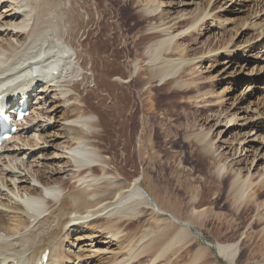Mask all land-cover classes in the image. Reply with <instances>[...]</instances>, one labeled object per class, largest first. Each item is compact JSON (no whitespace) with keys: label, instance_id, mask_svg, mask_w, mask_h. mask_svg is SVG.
Returning <instances> with one entry per match:
<instances>
[{"label":"bare ground","instance_id":"bare-ground-1","mask_svg":"<svg viewBox=\"0 0 264 264\" xmlns=\"http://www.w3.org/2000/svg\"><path fill=\"white\" fill-rule=\"evenodd\" d=\"M79 1H0V5L10 2L9 6L0 11V82L8 78L25 80L23 82L26 83L29 96L35 98L32 103H40L38 107L33 106L34 117L31 116L26 122L30 123L29 127L34 126L35 130L42 129V132H46L60 126L58 132L36 135V131L25 139L17 138L19 143L17 141L5 146L4 152H0V213L5 211L2 209L5 207L8 210L4 213L9 215L6 219L0 214V264H64L65 258L61 251L63 240L59 242L57 237L65 234L63 230L72 220L84 218L86 222L92 218V222H97L107 215L103 230L116 237L121 233V227L128 228V233L124 234L123 238H130V233L142 222L147 209L150 208L161 215L168 214V210L153 195V189L149 190L156 186L157 181L162 184L159 186L161 193H164L169 207L174 212L169 214L167 223L161 224L158 219L156 223H151L149 229L146 228L140 233L137 244L133 243L136 247L131 248L130 254L138 258L146 253L154 263L171 252L176 255L175 264H210L214 253L216 257L236 264L240 256L237 242H211L196 228L208 224L221 232L224 229L232 230L234 223L251 219L256 210L260 211L264 207V178L255 181L253 175H250L243 179L242 172L237 168H230L229 165L226 172L221 171V167L212 172L222 161L224 153L215 155L219 146L209 135L211 130L190 134L188 140L185 139L187 146L183 142L184 139L182 140L183 133H172L163 145L156 139L160 133H166L164 129H160L163 121L154 119V128L151 117H147L150 111L152 114V111L167 106V101L164 103L161 99L173 94L164 93L163 87L160 86L174 79L185 67L182 65L183 60L175 62V59L170 58L174 56L170 54L174 53L175 48L178 50L181 47L176 44L171 49L172 41L177 36H172L171 33L175 30L170 32V29L177 25L179 28L176 31L183 33L182 28L185 26L180 25L189 14L182 12L177 16L170 15L162 19L172 23L170 29H165L168 30V36L165 38L152 42L155 34H147L140 37L139 42L138 38L136 39L137 44L143 48L149 43L147 52L140 55L145 65L140 64L142 68L139 74L126 83L125 80L113 79L114 76L124 78L126 72L121 71L111 60L119 61L121 57H129L133 47L131 40L134 28L138 27L142 20L156 19V16L163 14L168 3L164 0H134L136 8L142 9L135 11L128 5L129 0H119L121 3L111 2V11L116 13V16L112 17H117V25L120 26L122 35L120 38L116 37L115 31L103 37L104 32L101 33L97 27L95 35L92 36L95 38V52L86 45L87 23L85 18H81L79 9H85L87 12L88 9ZM210 13L205 7L198 15L189 16L191 28L211 16ZM162 20L161 25H164ZM51 29L50 32L54 36L51 42L49 41L51 44L46 45L51 37L42 39L41 35ZM260 30V37L264 39L262 25ZM82 31L84 32L80 36ZM115 38L122 39L123 50L114 49L112 40ZM72 49L75 51L73 54ZM180 51L182 52L181 49ZM197 59L190 62L187 60L184 64L195 62ZM34 64H37L36 68H33ZM54 69H57L58 73H54ZM88 70H91L93 76L87 74ZM80 73L81 80L77 77ZM130 74L131 72H128V76ZM152 80L160 82L155 86L159 87L160 92L157 97L154 95L156 92L153 85L148 86ZM41 82L44 86H38ZM92 83L93 88L90 87ZM9 91L10 89H6L4 92ZM51 93L59 104L68 103L60 115L61 123L54 117L56 110L48 108V101L52 99L47 101V97ZM92 96L105 105V116H110L109 120L105 119L103 112L90 106L89 98ZM71 103H78L80 106L77 110H70L68 107ZM139 110L144 115L143 128L138 138V157L143 170L130 173L122 166L115 150L105 147V142L123 137V134L127 133L126 130H133L135 133V115ZM164 113L166 115L167 111ZM91 115L97 119H92ZM236 115L237 111L229 114L224 120L230 124L236 121ZM154 131L155 136L151 134ZM61 137L65 139L59 143L63 149L62 153L53 151V155L48 156L49 148L55 147V141ZM15 139L16 137L13 140ZM166 145H169L170 151L181 149V146L184 148L183 152L178 151L181 153L178 166L175 165L176 160L171 159V154L169 158V154H166V151L164 153ZM155 146L159 147V154L151 157L150 150L155 149ZM187 147L189 150H186ZM35 152L40 154L32 158V161L26 160ZM21 156H25V159L20 160L21 164L17 165L16 160ZM64 158H67L65 163ZM227 158L226 156L225 160ZM14 169H19V177L16 174L18 170L15 172ZM168 169L172 170V178L166 174ZM65 172L68 177L64 178L62 175ZM195 172L199 173L198 177H195ZM5 173L10 176L6 177ZM151 173L155 175V179L150 177ZM118 176L120 178L117 179ZM178 178L180 180L175 182ZM31 181L38 182L43 188L39 189ZM23 182L25 184H22ZM184 209L191 212L182 216ZM262 224L264 213L259 212L251 229L255 230ZM25 228L28 230L21 233ZM193 228L205 238L200 245L199 236ZM194 245L199 246L195 251ZM46 251H49V254L45 262L43 253Z\"/></svg>","mask_w":264,"mask_h":264},{"label":"rangeland","instance_id":"rangeland-1","mask_svg":"<svg viewBox=\"0 0 264 264\" xmlns=\"http://www.w3.org/2000/svg\"><path fill=\"white\" fill-rule=\"evenodd\" d=\"M113 1L114 3H121L119 0L79 1L83 7L85 6L88 9V12L85 9H79L81 18H85V23H87V27L85 28L87 30L88 39L85 40L86 45H89V47L95 52H97V49L94 46L95 38L92 36L95 35V32L98 29L101 31V33L104 32V35L102 34L103 37H107V35H110L115 31L116 37L122 35L121 30L119 29L120 26H118L119 22L117 21V17H112L113 15L116 16V13L114 14L110 8V3ZM164 1H166L168 4H166L167 6L164 7L163 14L161 13V15L156 16V19L142 20L141 24L138 27H135L132 31V35L135 37L133 36L131 40L133 47H131L130 56L121 57L119 61L111 60L121 71L124 70L123 72H126L124 74V78L114 76L113 79L119 81L125 80L127 83L130 78H134L139 74L142 68L140 67V64L145 65V63L141 61L140 55L144 52H147V46L149 43L146 48H143L140 44H137L140 37L147 34H155L152 42L153 40L158 41L161 38H165L168 36V30L165 29H170L172 23H167L168 20L165 21L162 19L170 15L177 16L182 14V12L189 14L188 18L183 21V23H181L182 25H180L185 26L182 28L184 30L180 29L184 31L183 33L176 31V29L179 28L177 25H173V29H170V32L175 30L173 33H171V35L177 36L172 41L173 43L171 44V49L174 48L176 44H178L177 46H181L180 49L182 50L181 52L179 48L178 50L175 48L174 53L170 54L174 56L170 58L175 59V62L183 60L184 62L182 65L185 66L179 73L175 75L176 77L174 79L168 80V82L160 86L163 87L164 93L169 95L171 92L173 96L169 95L168 98L161 99L164 103L167 101L168 107L164 105L162 107L163 109H156L152 111V114L151 111L147 114V117H151V122L153 123L154 128V124H156L154 119H158L159 122L163 121L160 125L162 128L160 127V129H164L166 133H160L156 139L165 145L167 142L165 140L170 137V134L172 136L175 133L181 132L180 134H184V138H182V140L184 139L183 142L185 146H187L186 140H188L187 137L190 134L211 130L209 135L214 139L217 146L220 147H218L217 153L215 155L217 156L221 152L224 153V156H222L221 159L222 161L218 163L219 165H216L215 168L212 169V172L215 171V169L218 170L220 167L222 169H220L221 171L226 172L229 165L230 168H237L240 172H242L241 176L243 179L247 176L253 175L255 181L261 180L264 178V39L260 37L259 33L261 31V25L262 28L264 27V0ZM9 4L10 2L1 4L0 11L9 6ZM128 5L131 6L135 11L142 10L140 8H136L137 6L134 0H129ZM205 7H207V11H211V16L204 19V21H201V23H197V25L191 28L190 17L193 14L198 15V12L203 10ZM256 12H258L257 15ZM214 15L216 16L217 20L219 19L218 21ZM210 17H213L215 20H212ZM161 20L165 23L164 25H161ZM160 25L161 27H159ZM259 25L260 27H258ZM50 31H52V29L49 30L48 33L45 32L42 34V37L40 36L42 39L43 37H51L48 38L50 40L46 42V45L51 42L54 36ZM83 32L84 31L80 33V36L83 34ZM112 41L114 42V49L116 51H121L124 49L122 39L117 40L115 38V40ZM60 42L62 43L64 41ZM71 51V54L75 52L74 49ZM193 59L197 60L189 64L187 63V65L184 64L187 60L190 62L193 61ZM128 72H131L130 76H128ZM87 74L90 77L93 76L91 70H88ZM77 77L79 80H81L82 74L80 73ZM158 83L160 82L157 80H152L151 83L148 84V86L153 85L156 92L154 94L155 97L160 94L158 90L159 87H155L158 85ZM38 86H44V84L41 83V85ZM90 87L93 88L94 83H92ZM135 90L137 91L138 88ZM175 93H177V95ZM91 98H89L90 106L93 108L95 107L97 110L101 111V113L103 112L105 119L109 120L110 116H105V105L103 106V103L98 101L97 98H94L93 96ZM176 98H179V100H176ZM47 101L48 108L56 110L54 115L55 119H59L60 115H62L63 111L68 106V103L63 105L59 104L57 98L53 99L52 93L48 94ZM79 106L80 105H78V103H71L68 109L77 110ZM164 111H167L166 115ZM235 111H237L236 121L230 123V125L227 123V120L224 119H226L225 117L234 113ZM163 115H165V117ZM135 116L137 124L135 133L133 130H126L127 133L125 135L123 134V137L121 136L110 142H105V147L115 150L116 156L118 159H120V161H122V166H124L126 171L130 173L143 170V166L140 164V159L138 157V138L143 128L144 115L141 110H139ZM91 118L94 120L97 119V117L92 115ZM59 120L61 123V119ZM26 124L30 125V123ZM29 125L24 127L23 133H25L26 130L30 128ZM31 127L33 128L28 131L24 137L23 135L20 136L22 139L30 137L31 135L35 134L36 131V135H38V133L49 134L50 132H58V129L60 128V126H57V128L54 130L50 129L46 130V132H42V129L40 131L35 130L34 126ZM166 127H168V131L166 130ZM249 131L250 133L246 134V132ZM151 134L155 136V131ZM64 140L65 139L62 137L58 138L54 143L55 147L49 148L48 156H52L54 152L62 153L63 149L59 146V143L63 142ZM15 141H18V143L20 142V140H17V138ZM164 147L166 149H164V153L167 152L166 154H169L168 157L171 154L172 158H169L176 160L175 165L178 166V162L180 161L181 157V153L179 152H183L184 148L181 146V149L179 148L170 151L168 150L169 145ZM194 147L197 148L196 145ZM232 148L236 149L237 152ZM27 150L28 149H25V151ZM186 150H189V147H187ZM158 151L159 147L156 146L155 149L150 150L151 157L158 156ZM30 154L31 153H29V155ZM39 154V152H35L33 156H30L31 158L27 157L26 160H31L32 158L34 159ZM226 156L228 158L225 160ZM218 157L220 158V156ZM22 159H25V156H21V158L19 157V159L16 160L18 161L17 165L21 164L20 160ZM63 162H67V158H64ZM14 163L16 164V162ZM175 167L173 166V168ZM14 171H17L16 174L17 177H19L21 174L19 169H14ZM166 174L169 175L170 178L173 176L171 169H168ZM194 175H196L195 177H198L199 173L195 172ZM5 176L9 177L10 174L5 173ZM62 176L64 178L68 177L67 172H65ZM150 177L153 179L156 178L153 173L150 174ZM118 178H120V176H118L117 179ZM178 180L180 179L178 178L175 182H178ZM31 183L36 185L39 189L43 188V186L36 181H31ZM22 184L25 183L23 182ZM157 186H162V184L160 182L158 183L157 181L156 186L149 188V190L153 189L151 190L153 191V195L158 199L159 203L168 210V214L161 215L150 208L147 209L145 213L146 215L145 217L143 216L144 218L142 222L137 224V228L133 230L132 233H130L132 236H130V238H126L127 240L123 237L124 234L127 235L128 228L124 229L121 227L119 229L121 233H118V236L116 237L111 236L112 234L110 232L106 233V230H103V227L106 225L105 219L108 217L107 215H104V218L97 222H92L91 217V220H87L86 222L84 218L72 220V222L67 225V228L63 230L65 234L62 237H57L59 242L63 240L61 251L63 252V257L65 258L64 264H175V261L177 260L176 255H173L171 252L170 254L168 253L166 257H162L163 259L161 258L154 263L152 262V259L148 258L149 256L146 253L140 255V257L137 256L138 258H134V256L130 254L131 248L136 247L135 244H137L138 237L141 235L140 233H143L146 228L149 229L151 223H156V220L158 219H160L161 222L159 221V223L161 224L167 223L170 217L169 214L174 212L169 207V202L167 201L166 197H164V193H161V187L158 188ZM4 192L5 191H3V193ZM180 193H182V191H180ZM162 197L165 200H163ZM3 199H5L4 196ZM18 200L23 201L20 198H18ZM208 208H210V206ZM2 209L3 211L5 210L4 212L8 210L5 207H2ZM189 209L191 210L192 207ZM189 209H184L182 216L190 213L191 211ZM176 210H181V208H176ZM4 212L0 214H3V216L8 219L9 215H5L6 213ZM259 212L264 213V207L261 208L260 211L256 210L253 213L251 219L242 223H234L232 230L224 229L219 232V230L212 228V225L208 224L197 226L198 228L196 229L202 231L204 236L207 237L211 242H237L240 247V256L236 264H264V224L257 227V231L256 229H251V225L256 220V215ZM72 216H75V214H72ZM94 217L96 216H93V218ZM32 225L30 227H32ZM28 228H25L23 231H21V233L27 231ZM196 229L193 228L195 234L199 236L198 245H200L202 244L201 241H204L205 238L199 235ZM253 240H256V242H253ZM198 245H194V251L197 250L199 247ZM260 251L263 253L261 254ZM211 263L231 264L224 259L216 257L214 253L211 256Z\"/></svg>","mask_w":264,"mask_h":264}]
</instances>
